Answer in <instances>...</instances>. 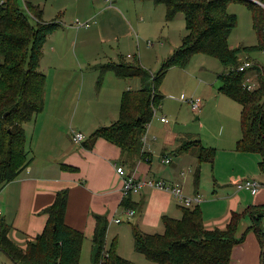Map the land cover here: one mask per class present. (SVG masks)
<instances>
[{"label": "crops", "instance_id": "0c3cea01", "mask_svg": "<svg viewBox=\"0 0 264 264\" xmlns=\"http://www.w3.org/2000/svg\"><path fill=\"white\" fill-rule=\"evenodd\" d=\"M29 1L42 7L44 21L56 20L60 26L48 36L40 59V71L47 77L46 110L44 109V113H39L30 123L25 124L27 149L30 151L31 162L15 180L0 189L2 212L0 217H4L13 226L10 233L13 241L24 246L28 240L34 239L37 234L41 233L48 218L43 210L54 201L59 190L68 187L70 196L66 222L84 232L85 242H90V254L97 225L96 215H103L109 221L108 244L110 245L112 240L117 238V252L121 257L129 259L132 264H154L149 262L144 254L140 253V255L135 251L132 224L139 225L144 232L149 234L160 233L165 229L162 222L163 216L180 219L183 216V208L172 192L155 187H144L130 197L135 213L129 218L127 208L121 205L124 200L125 178L129 176L136 179H162L172 185L180 184L189 196L200 199L198 204L202 209L207 229L225 228L234 211L242 212L252 205H264V173L260 168L261 155L241 153L236 149V143L242 136V131L240 132L237 126H235L237 132H231L224 128L226 123L221 124V129H223L220 136L221 143L232 146V148L227 151L221 150L215 162H209L214 168L210 179L207 175L203 176L204 163H201L198 183H195V176L198 175L197 168L200 165L198 156L196 161L187 162L189 151H179L182 139L190 135L178 131L176 122L168 125L162 123L160 117L167 114L162 106L159 109L162 110L160 114L163 115H155L148 130V144L151 149L144 150V152L149 154L150 162L142 158L141 151L134 160L135 164L123 162L122 149L103 138L95 140L93 145L86 144V142H82L83 145L73 142L71 135L74 131H80L89 138V134L103 126L102 124L107 126L118 120L119 103L123 93L126 90H133L130 89L133 85L137 86L136 82L128 84L127 81L135 79L107 75L106 81L110 83L113 90L111 101L108 99V94L91 101L87 100L83 105L84 110L80 108V102L77 101L76 108L74 107L76 112L73 116L66 120L63 119L65 122L62 124H67L66 128L63 130L60 128L62 109H68L73 105L72 102L67 101V97L62 102L55 101L61 90L76 83L83 89L85 86L90 87L99 76V68L101 69L110 62L119 63L122 57L128 61L138 58L147 69L157 72L164 57L172 54L182 44L178 46L169 43L177 34L182 36L177 27L172 29V24L177 23L175 19L178 17L170 21L169 30L164 31L162 24H158L157 21L158 18L163 20L167 14L158 10L160 14L158 16L154 8V6H163V4L155 5L153 1L150 4L151 0H113V3L107 0H22L25 7L26 2ZM48 2L57 7L61 2L64 8L52 10ZM149 10L152 11L146 14ZM146 30L151 32L149 36L146 35ZM135 33L139 43H141L139 34L145 35L144 39L157 37L161 39L158 41L163 42H157L156 45L149 47L144 40L146 45L143 48L145 47L149 57H142L140 46L135 38L132 41ZM185 35L186 32L181 38L183 39ZM105 41H118V52L100 54L94 49L93 45L97 42L99 44ZM92 49L95 50L93 54L95 64L88 62L93 70L90 77L86 78L83 73L86 62L83 59L84 57L89 58L88 53L92 52L90 51ZM164 52L166 55L159 56ZM45 67H51L50 71ZM166 82L165 79L161 86L165 97L167 94L163 90L167 86ZM203 89L205 92L201 98L203 102L206 98L208 103L204 102L203 108L198 112V118H201L200 113L202 114L205 110L206 117L210 115L212 111H210V101L215 99L220 108L226 107L235 115L238 111L237 115L241 121V104L232 99L233 102L224 99V94L208 85ZM70 92L69 88L67 94ZM182 95L184 94L180 97ZM185 100L189 99L185 97L183 101ZM116 102H118V113L110 115L109 105ZM215 108H218V104ZM77 114L80 116L76 119ZM40 115H45L41 121ZM61 133L70 136V146L67 143L61 144L60 136H58ZM193 138H199L204 146L212 148L210 143L207 144L201 136L196 135ZM56 147L60 148L57 150ZM171 154L178 157L177 161L174 162ZM167 156L171 158V163L163 162ZM64 164L74 166L79 170H63ZM119 166L125 168L123 175L117 173ZM242 176L260 182L261 186L256 195L246 188L237 187L238 183L244 180ZM117 218H120L121 222L117 223ZM250 225L244 226V231ZM244 231L238 233V236H241ZM246 235L244 242L233 247L231 264H261L263 249L257 234L249 231ZM9 263L8 256L0 250V264Z\"/></svg>", "mask_w": 264, "mask_h": 264}, {"label": "trees", "instance_id": "16d2710c", "mask_svg": "<svg viewBox=\"0 0 264 264\" xmlns=\"http://www.w3.org/2000/svg\"><path fill=\"white\" fill-rule=\"evenodd\" d=\"M153 1L165 5L168 21L174 20L178 13L185 14L187 33L182 44L166 58L157 72L145 68L137 58L128 61L122 57L119 63L110 62L102 67L99 84L106 72L112 71L119 78L136 77L141 85L123 93L118 120L95 129L88 142L93 145L95 140L103 138L122 149L123 162L135 164L140 151L146 161L149 154L144 152L143 137L155 111L163 104L165 96L160 86L167 72L173 67L188 68L194 55H210L219 59L227 69L218 75L219 91L242 107V136L236 149L259 153L260 168L264 173V68L251 62V66L238 70L243 63L242 52L264 51L263 7L254 0ZM257 1L264 3V0ZM234 2L245 4L253 12L259 35L257 45L230 46L228 38L238 25V16L228 11V6ZM26 3L25 7L22 0H0V189L15 180L31 162L25 124L45 109L47 77L40 71V59L48 36L60 26L56 20L44 21L41 6L30 1ZM254 72L258 73V84L250 90L245 84L252 82L249 78ZM180 147L181 152L199 148L197 174L201 163L215 162L216 148L204 146L199 138L190 137ZM64 169L79 170L66 164ZM195 177V183H198L199 174ZM69 191L65 187L56 193L54 201L43 210L48 217L45 228L24 246L13 241L10 236L13 226L0 217V250L8 256L9 264L81 263L86 239L82 230L66 222ZM131 195L124 197L123 208L134 209ZM182 208L180 219L163 216L165 229L160 233H146L133 223L135 251L155 264H231L233 247L244 242L246 234L253 231L261 242V264H264V205L234 211L225 228L214 229L206 228L199 204ZM246 219L251 225L238 236ZM96 224L91 253L93 264H132L117 252V238L107 245L108 219L96 215Z\"/></svg>", "mask_w": 264, "mask_h": 264}, {"label": "rangeland", "instance_id": "374dc122", "mask_svg": "<svg viewBox=\"0 0 264 264\" xmlns=\"http://www.w3.org/2000/svg\"><path fill=\"white\" fill-rule=\"evenodd\" d=\"M152 1L153 0H151L150 4H152ZM48 3L50 5V7L52 8V10L55 8H57V9L64 8V6H63V4H61V2L58 3L59 4L58 7H57V5L52 6V4L50 2H48ZM153 3H154V1H153ZM257 3H259V5H261L264 9V3L263 2L258 1ZM154 8H156L157 11L155 13L158 16L160 15L158 10H161V12H163V14H166V9H165L164 4H163V6L162 5L161 6H154ZM151 11L152 10H149L148 12H146V14H148ZM228 11L233 13V14H236L238 16L237 28L231 33V35L228 38V42H229L230 46L232 48H238V46L257 45L259 43V35H258L257 30H256V26H254L253 12H251L249 7H247L243 3H239V2L235 3L234 2V3H230V5L228 6ZM177 17L178 18L175 19V21L177 23L172 24V29L177 27V29H179L181 35L183 36L185 34V32L187 33L185 14L178 13ZM157 22H158V24H162V26H163L162 29H164V31H165V29L169 30V22L170 21L167 20L166 16L163 18V20H162V18H158ZM177 24H178V26H177ZM145 33L148 36H149V34H151V32H148L147 30ZM77 35H79V33ZM139 36L141 39L140 40L141 43H139V39H137L136 33H135L134 37L132 38V41H134V38H135L136 43L138 44V46H140V52H142L141 53L142 57H149L148 52L145 51V47L143 48L144 45L147 44V46L152 47V46L156 45L157 42L158 43L163 42V41H158L161 39L160 38L158 39L157 37L156 38H150V39H149V37H147L149 39V40H147V39H144V37H143L145 35L139 34ZM182 36H180V34L179 35L177 34L173 38V40L171 39L169 41V43L179 46V44L181 43V40H182V38H181ZM62 39H64V38H62ZM122 39H123V36L121 37V40ZM144 40H145L146 44H144ZM60 42L63 43V41H60ZM169 43H167V44L171 45ZM117 44H118V41H105L104 43H99V44L97 42V44H95L93 46H94V49L96 51H99L100 54H105V53H117L118 52L117 51V49H118ZM142 48H143V50H142ZM94 49L90 50L92 52L89 51L90 52V53H88L89 58L84 57V59H83L86 62V64L84 65V67H86V68L83 72L84 76L86 78L90 77V73L93 70L92 66L89 67L88 62L95 64L93 62V60L95 59V58H93V54L95 53ZM135 49H137V48H135ZM164 55H166L165 52L159 56H164ZM168 56L164 57L163 62L160 63V65L157 68L158 70H160L162 68L163 63L165 62V60ZM240 56H241L242 61L248 59L252 63L256 62L261 67L264 68V51L263 50H253V51H250L248 53L242 52ZM90 58H93V59H90ZM102 67H101V69H102ZM50 68L45 67V69H47L49 71H50ZM101 69L99 68V71H100L98 73L99 76L94 81V83L91 84L90 87L85 86V88L83 89V87L81 88L76 83L70 87H66L65 89L61 90L59 94H57V98H55L56 102H62L67 97V101L73 103V105L70 108H68V109L64 108L61 111L62 119H60V121H61L60 128L62 130L65 129L67 126V124H62V122H65L64 120L68 119L69 117H72L74 112H76L74 107L76 108L77 101L80 102V108H82L83 110H84V107H83L84 102L87 100L91 101V100H94V98H98V97L105 96L106 94H108L109 95L108 99L111 101V95L113 93V90H112V86L110 85V83H108V81H106V80H107V75H109V77H116V75H114V73L112 71L106 72V75H105L102 83L99 84L98 82H99ZM226 70H227L226 67L223 66L222 63L220 62V60L217 59L216 57H213L210 55L206 56L204 54H197V55H194L188 69L183 70V68H177L176 67L173 70H171L170 72H167V74L164 78V81H165V79L167 81L166 82L167 86L163 91L167 95L163 99L162 107L164 108V111L167 112V114L164 116L170 119V123L166 122V124L168 125V124L176 122V128L178 131L180 130L182 133L190 135V136H187L186 138L182 139L181 144H182V142H184L186 139H188L190 137H193V136L195 137L196 135L201 136L207 144L210 143L209 144L210 146L216 148V150H217L216 157L221 150L224 149V151H227V150L232 148V146H229L227 144L224 145L221 143L222 139L220 136L223 133V129H221V124L226 123V126L224 128L227 129L228 131H231V132H237L235 129V126H237L238 130L241 132V130H240V117L237 115L238 111L235 115V113L232 110H230L226 107L220 108L219 103L216 102L215 99H212L210 101V105H211L210 111L211 110L212 111L210 112V115L208 116L209 118L206 117V114H205L206 110L202 114L200 113L201 118H198L197 117L198 113L195 114L192 111L190 102L187 100H185V101H183L182 99L180 100V95L184 94L185 95L184 97H186V99L195 98V97H203V92H205V90L203 88H204V86H207V85L211 88H214V90L218 91L220 88L219 87L220 81L218 79V75L224 73V71H226ZM52 73H53V71H52ZM257 76H258V73H256V72L250 74L249 79L252 80V82L250 84H252L253 86H256L258 84V77ZM256 79H257V81H256ZM105 81H106V83H105ZM121 82H122V80H121ZM131 82H136L137 86L133 85L132 88H130V89L136 90L137 88L140 87V82H139L138 78H135V80H132V81H127L128 84H132ZM162 85H163V83L161 84V86ZM69 88H70L71 92L69 94H67V90ZM224 99L232 101L231 98L229 99V97H227L226 95H225ZM49 101H50V99L48 100V102ZM204 102L206 104L208 103L206 98H205ZM204 102H203V105H204ZM117 104H118V102L113 103V105L112 104L109 105V110L111 107V110H110L111 114L110 115H113L114 113H116V114L118 113V109H117L118 105ZM216 104H218L217 109L215 108ZM237 105H239V104H237ZM44 107H45V104H44ZM120 107H121V104H120ZM73 109H74V111L72 113ZM45 110L42 113H44ZM161 111H162L161 109L157 110L153 116V119L155 118V115H163V114H160ZM42 113H40V114H42ZM51 113H52V110H51ZM51 113H50V115H51ZM119 113H120V108H119ZM44 116L45 115H40V117H41L40 121L42 120V118H44ZM79 116H80V114H77L76 119ZM118 118H119V116H118ZM102 125L106 126L105 124H102ZM166 127H168V126H166ZM73 133L71 135L72 140H73ZM58 136H60L59 140H60L61 144L67 143L69 146L71 145L70 136H66L64 133H61ZM90 136H91V134H89V137ZM84 142H87L89 145L91 144V142H88V137L84 140ZM80 145H83V143H81ZM59 148L60 147H56L57 150ZM198 151H199L198 147L191 149L188 152L189 156H188L187 162H191L192 160H193V162H194V160L196 161ZM241 153H242V151H241ZM249 153H251V152H249ZM256 153H254V154H256ZM171 155H172L171 157L174 160V162L177 161L178 157L173 156V154H171ZM216 157H215V159H216ZM215 159H214V161H215ZM203 163H202L204 165L203 176L207 175L210 179L212 176L214 168H212V166L209 162L208 163L203 162ZM207 167H208V169H207ZM201 171H202V169H201ZM242 177L244 180L247 179V176H242ZM204 181L206 182V180H204ZM124 197H125V195H124ZM247 224L250 225V221H248L246 219V220H244V223H243L239 233L244 231V228H245L244 226H246ZM262 225L264 228V223ZM161 231H163V230H161ZM107 245L109 246L108 243H107ZM80 264H92L91 254H90V242L89 243L85 242L84 249L82 251V258H81Z\"/></svg>", "mask_w": 264, "mask_h": 264}, {"label": "built area", "instance_id": "2783aa9c", "mask_svg": "<svg viewBox=\"0 0 264 264\" xmlns=\"http://www.w3.org/2000/svg\"><path fill=\"white\" fill-rule=\"evenodd\" d=\"M110 1V3H113V0H107ZM78 24H80V22H78ZM251 66V61H249L248 59L244 60L243 63L239 66L238 70H244L246 67ZM250 80L248 79V83ZM248 89L250 90H254L255 86H253L252 84H245ZM185 99L184 95H182L180 97V100ZM189 102H191V108L192 111L196 114L198 112L201 111V109L203 108V100L201 97H195V98H190L188 100ZM156 112V111H155ZM162 122L166 124V122L170 123V119L165 117V116H161L160 117ZM150 128V123L147 125V131L146 134L143 137V148L146 151L147 149L150 150V146L148 144L149 142V136H148V130ZM86 135H84L82 132L77 131L73 133V141L78 144V143H82L85 139H86ZM149 157H146V161H149ZM164 163H171V158L170 157H165L163 159ZM117 173L119 175H123L125 173V168L124 167H118L117 168ZM260 182L258 180H254V179H246V180H242L238 183L237 187L239 189H243L246 188L248 190H250L252 192L253 195H256L259 192V188H260ZM144 187H155L157 189H161V190H166V191H170L172 192V194L174 195V197L178 200V202L180 203V205H182V207L184 206H188V207H192L196 204H198V202L200 201L199 198H194L189 196L186 192H184V190L182 189V187L180 186V184H176V185H172V184H167L164 180L162 179H145V178H134V177H128L125 178V182H124V186H123V194L126 196H129L131 194H137L142 188ZM134 210L133 209H128L127 210V214L130 217H132L134 215ZM2 214L1 209H0V215ZM116 222H121L120 218L116 219Z\"/></svg>", "mask_w": 264, "mask_h": 264}, {"label": "water", "instance_id": "95a60500", "mask_svg": "<svg viewBox=\"0 0 264 264\" xmlns=\"http://www.w3.org/2000/svg\"><path fill=\"white\" fill-rule=\"evenodd\" d=\"M254 1L258 2L257 0H254Z\"/></svg>", "mask_w": 264, "mask_h": 264}]
</instances>
